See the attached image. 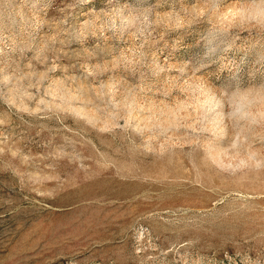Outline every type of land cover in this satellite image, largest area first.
I'll return each instance as SVG.
<instances>
[{
	"label": "rangeland",
	"instance_id": "obj_1",
	"mask_svg": "<svg viewBox=\"0 0 264 264\" xmlns=\"http://www.w3.org/2000/svg\"><path fill=\"white\" fill-rule=\"evenodd\" d=\"M0 264H264V0H0Z\"/></svg>",
	"mask_w": 264,
	"mask_h": 264
}]
</instances>
